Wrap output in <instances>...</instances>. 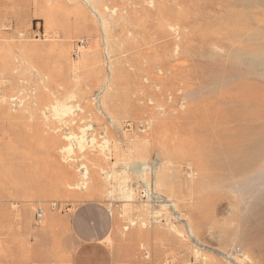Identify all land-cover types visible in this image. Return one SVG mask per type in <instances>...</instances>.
Here are the masks:
<instances>
[{"label": "rangeland", "instance_id": "1", "mask_svg": "<svg viewBox=\"0 0 264 264\" xmlns=\"http://www.w3.org/2000/svg\"><path fill=\"white\" fill-rule=\"evenodd\" d=\"M81 212L113 264H264V0H0V264Z\"/></svg>", "mask_w": 264, "mask_h": 264}, {"label": "crops", "instance_id": "2", "mask_svg": "<svg viewBox=\"0 0 264 264\" xmlns=\"http://www.w3.org/2000/svg\"><path fill=\"white\" fill-rule=\"evenodd\" d=\"M100 219L105 213L100 208ZM84 212L79 213L72 220H45L46 230L50 224L58 225L54 231L59 239L54 248L47 251L43 264H113V253L103 242L108 220L83 218ZM71 250V251H70Z\"/></svg>", "mask_w": 264, "mask_h": 264}, {"label": "bare ground", "instance_id": "3", "mask_svg": "<svg viewBox=\"0 0 264 264\" xmlns=\"http://www.w3.org/2000/svg\"><path fill=\"white\" fill-rule=\"evenodd\" d=\"M70 97L71 96H73V95H69ZM72 98V97H71ZM66 99V98H65ZM64 100V99H63ZM68 99H66V101H67ZM62 101V100H61ZM60 101V102H61ZM57 102V101H56ZM55 102V103H56ZM60 102H58V103H60ZM64 103V102H63ZM51 106H54V108H55V110H57V111H60V112H62V113H64V114H66L67 112H70L71 110H73V105H70V104H62V105H57L56 104V106L55 105H51ZM53 108V107H52ZM54 112V111H53ZM56 112V111H55ZM59 112V113H60ZM54 114V113H53ZM59 115V114H58ZM61 117V116H60ZM58 118H59V116H58ZM80 128V127H79ZM87 128V127H86ZM86 128H83V127H81L80 128V132H81V134L80 135H73V133H71V135H67L66 136V138H72V140H74L75 141V144L80 148V149H82L83 148V145H85V143L84 142H92L93 141V138L91 137V138H89V139H87V136H86V132H85V130H86ZM71 140V139H70ZM69 140V141H70ZM67 144H69V143H67ZM106 145V144H105ZM78 148V149H79ZM103 148V147H102ZM61 149H63L64 150V152L66 151L67 153H70L71 151H72V146L71 145H67V146H64L63 148H61ZM61 149H60V151H61ZM72 153V152H71ZM73 154V153H72ZM86 172V171H85ZM85 172H83V175L85 174Z\"/></svg>", "mask_w": 264, "mask_h": 264}, {"label": "built area", "instance_id": "4", "mask_svg": "<svg viewBox=\"0 0 264 264\" xmlns=\"http://www.w3.org/2000/svg\"><path fill=\"white\" fill-rule=\"evenodd\" d=\"M77 42L82 44L84 42V40L83 39H79ZM75 53H76V51H75ZM41 215H42V211L39 209L38 212H37V217H40Z\"/></svg>", "mask_w": 264, "mask_h": 264}]
</instances>
